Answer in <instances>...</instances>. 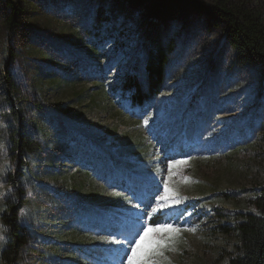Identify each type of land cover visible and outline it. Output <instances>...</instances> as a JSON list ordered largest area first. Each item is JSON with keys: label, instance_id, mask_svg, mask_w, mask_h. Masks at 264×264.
<instances>
[{"label": "rangeland", "instance_id": "1", "mask_svg": "<svg viewBox=\"0 0 264 264\" xmlns=\"http://www.w3.org/2000/svg\"><path fill=\"white\" fill-rule=\"evenodd\" d=\"M36 1L47 3L61 19H74L63 0ZM197 1L212 5V0ZM14 5L11 0L9 7ZM260 5L264 15V3ZM86 24L88 19H83L79 27ZM56 28L65 34L55 49H60L62 61L76 67L79 80L53 88L44 82L34 94L45 115H51L40 125L51 135L57 119L65 121V129L52 135L68 145L53 169L57 179L43 178V190L59 192L66 208L59 214L62 236L56 249L47 252L45 264H123L125 246L112 239L135 235L149 220L147 213L164 194L165 183L170 206L149 223L171 224L180 233L175 250L166 251L163 259L170 264H227L237 245L233 225L239 213L253 211L251 201L264 187V70L241 64L218 26L195 13L186 26H173L160 93L133 105L119 82L132 65L143 73L140 36L110 40L101 32L96 40L99 57L90 62L88 48L74 38L77 26L72 31L59 24ZM33 33L38 34L31 27L23 31L26 37ZM3 44L16 45L8 36ZM6 64L0 58V72ZM19 68L16 64L13 74L22 81ZM217 127L222 128L221 137L209 140ZM177 161L184 163L175 164L169 175L168 165ZM9 169L0 138V175ZM82 172L90 176L86 191L98 200L118 202L115 210L93 216L91 208L80 209L64 199V183L75 176L78 180ZM25 185L30 204L23 213L32 217L46 203L38 185L31 180ZM223 227L231 231L225 233ZM0 235L5 239L1 226ZM42 238L47 245L54 243L46 234ZM23 260L33 264L29 255Z\"/></svg>", "mask_w": 264, "mask_h": 264}, {"label": "trees", "instance_id": "2", "mask_svg": "<svg viewBox=\"0 0 264 264\" xmlns=\"http://www.w3.org/2000/svg\"><path fill=\"white\" fill-rule=\"evenodd\" d=\"M14 1L15 5L9 7L11 0H0V58L8 62L0 72V138L10 164V169L0 175V226L5 233L0 264H24L25 255L33 264H45L47 252L56 249L57 238L62 236L64 225L59 214L66 208L59 200V192L43 190V178L57 179L53 169L68 145L52 135L65 129V121L57 119L51 135L40 125L51 115H45L47 112L34 94L42 90L44 82L53 88L62 81L79 80L76 67L62 61L60 49H55L65 34L57 31L56 25L66 31L77 26L74 38L88 48L90 62L99 57L96 40L101 32L110 40L139 35L143 73H136V66L132 65L119 87L128 92L131 104L140 106L162 89L173 46V26H186L195 13L218 26L241 64L259 65L264 70V15L260 11L264 0H212L210 7L197 0H63L74 18L66 15V20L44 1ZM83 19H88V24L81 29L79 22ZM26 27L38 34L26 37ZM7 36L15 46L3 44ZM16 64L24 76L22 81L13 74ZM77 177L78 180L75 176L64 183V199H71L80 209L91 208L93 216L104 217L116 209L118 202L98 200V195L86 191L90 179L87 172L78 173ZM28 180L38 185L37 190L49 207L36 209L37 214L32 217L23 213L30 204L25 185ZM251 206L253 211L239 213L233 225L237 245L227 264H264V187L257 189ZM223 231L229 233L231 229L223 227ZM43 234L47 240L53 238L54 243H43Z\"/></svg>", "mask_w": 264, "mask_h": 264}, {"label": "snow or ice", "instance_id": "3", "mask_svg": "<svg viewBox=\"0 0 264 264\" xmlns=\"http://www.w3.org/2000/svg\"><path fill=\"white\" fill-rule=\"evenodd\" d=\"M147 123V121H145ZM184 163L177 161L169 164V175L175 164ZM169 186L164 184V194L158 196L156 203L151 207V211L147 213L149 220L159 210L170 206ZM145 220L141 228L130 239L124 240L112 239V243L125 246V260L123 264H170V261L163 259L166 251L175 250L180 229L171 224L149 223ZM4 237L0 235V242Z\"/></svg>", "mask_w": 264, "mask_h": 264}, {"label": "bare ground", "instance_id": "4", "mask_svg": "<svg viewBox=\"0 0 264 264\" xmlns=\"http://www.w3.org/2000/svg\"><path fill=\"white\" fill-rule=\"evenodd\" d=\"M210 127H211V126H210ZM210 127H209V128H210ZM212 128H213V127H212ZM221 129H222V128H220V127L218 128V127H217V128H214L213 131L211 130V131L209 132V134H208V139H209V140H212V141H217V140L221 137V135H222V134H221V133H222V130H221ZM206 130H207V129H206ZM156 138L159 139V135L156 136ZM158 144H159V143H158Z\"/></svg>", "mask_w": 264, "mask_h": 264}]
</instances>
